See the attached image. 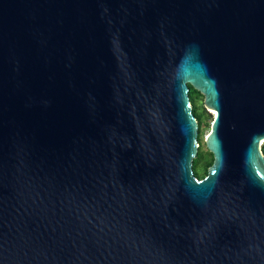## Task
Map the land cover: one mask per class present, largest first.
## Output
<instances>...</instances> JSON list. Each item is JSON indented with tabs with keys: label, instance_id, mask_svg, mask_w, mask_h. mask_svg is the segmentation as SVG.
I'll return each instance as SVG.
<instances>
[{
	"label": "water",
	"instance_id": "95a60500",
	"mask_svg": "<svg viewBox=\"0 0 264 264\" xmlns=\"http://www.w3.org/2000/svg\"><path fill=\"white\" fill-rule=\"evenodd\" d=\"M263 143L264 0H0V264H264Z\"/></svg>",
	"mask_w": 264,
	"mask_h": 264
},
{
	"label": "trees",
	"instance_id": "16d2710c",
	"mask_svg": "<svg viewBox=\"0 0 264 264\" xmlns=\"http://www.w3.org/2000/svg\"><path fill=\"white\" fill-rule=\"evenodd\" d=\"M189 98L192 104V110L194 115L196 116L199 124V129L202 124V116L201 114L205 113L206 110L203 108L202 110H199V107L197 105V100L201 95L199 91L194 89L192 86H189ZM201 139V135L198 136V141ZM262 151L264 153V143L262 144ZM212 163V159H208L206 153L199 149L198 154L196 158L193 161V172L198 178H202L207 173L208 166Z\"/></svg>",
	"mask_w": 264,
	"mask_h": 264
},
{
	"label": "rangeland",
	"instance_id": "374dc122",
	"mask_svg": "<svg viewBox=\"0 0 264 264\" xmlns=\"http://www.w3.org/2000/svg\"><path fill=\"white\" fill-rule=\"evenodd\" d=\"M197 105L199 107V110H202L204 108L207 113H213L212 109L204 106L202 96L198 98ZM213 117L214 115H203L202 116V124L199 129V135H201V139L199 140V149H202L204 152L207 150L206 144H205V137L207 133L210 131V126H211ZM207 157L208 159H210V156H207Z\"/></svg>",
	"mask_w": 264,
	"mask_h": 264
},
{
	"label": "flooded vegetation",
	"instance_id": "af4514ba",
	"mask_svg": "<svg viewBox=\"0 0 264 264\" xmlns=\"http://www.w3.org/2000/svg\"><path fill=\"white\" fill-rule=\"evenodd\" d=\"M203 97V96H202ZM201 115H215V112H213V113H207V112H205V113H203V114H201ZM207 148V147H206ZM199 151V150H198ZM205 153H206V155L207 156H210V158L212 159V161H213V155H212V153L207 149L206 151H205Z\"/></svg>",
	"mask_w": 264,
	"mask_h": 264
}]
</instances>
